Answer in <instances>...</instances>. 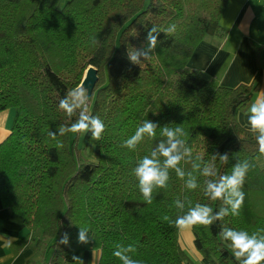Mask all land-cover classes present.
<instances>
[{"label":"trees","instance_id":"obj_1","mask_svg":"<svg viewBox=\"0 0 264 264\" xmlns=\"http://www.w3.org/2000/svg\"><path fill=\"white\" fill-rule=\"evenodd\" d=\"M228 1L0 0V113L14 110L0 143V202L22 219L21 239L33 244L41 264H79L73 256L82 260L86 250L99 252L98 264H121L112 255L117 243L137 245L133 258L143 264H236L219 235L221 223L250 233L264 228V167L257 165L256 134L237 121L261 85L262 67L258 63L251 83L233 88L187 67L205 37L226 34L219 21ZM173 23L176 32L160 33L150 61H129L127 51L146 44L153 25ZM88 66L98 77L88 110L106 130L100 141L84 134L82 147L78 134L58 137V147L49 130L76 119L58 109L59 99L81 83ZM145 119L182 127L193 158L210 162L213 154L227 153V165L216 161L221 174L237 161L256 165L246 177L241 214L192 229L199 263L181 249L179 229L163 218L180 214L177 198L214 210L220 202L204 196L198 173L200 187L189 191L172 171L167 189L144 203L132 169L162 138L159 129L156 140L145 138L135 151L120 144ZM83 147L92 149V161L81 159ZM181 167L191 170L184 162ZM79 227L90 230L87 244L78 242ZM65 233L68 245L59 244Z\"/></svg>","mask_w":264,"mask_h":264},{"label":"clouds","instance_id":"obj_2","mask_svg":"<svg viewBox=\"0 0 264 264\" xmlns=\"http://www.w3.org/2000/svg\"><path fill=\"white\" fill-rule=\"evenodd\" d=\"M176 29L177 25L174 23L164 29L153 25L147 31L146 44L140 48L132 47L127 51L129 61L139 66L145 61H150L157 48L160 33L163 31L165 35H173ZM97 42L94 38L93 43ZM89 100L88 89L83 84H78L68 90L59 99L58 109L65 113L69 119L74 116L76 119L70 124H59L57 132L49 130L48 136L52 140H57L58 137H64L70 133H91L92 142L100 141L106 130V125L98 115L89 113ZM247 122L250 131L256 134L255 140L258 145L259 156H264V91H260L250 104ZM158 129L162 138L155 143L148 155H144L136 162L132 169L144 203L152 204L154 192L158 189H167L170 172L174 171L177 178L184 182V187L189 191H195L200 187L196 175L198 173L199 177L204 178V196L210 201H219L218 209L214 210L207 203L193 204L187 197L184 200L177 198L174 205L180 214L174 220L168 216L163 219L168 221L170 226L179 230H192L197 226L211 227L218 222H223L228 216L238 217L244 206L245 192L243 187L246 177L248 172L255 168V163L253 161L250 163L249 160L237 161L231 167L230 173L221 174L218 172L216 161L218 158L222 164L227 165V153L223 155L213 154L210 162L205 161L200 155L193 158V150L184 139L187 133L182 127L173 128L169 127L168 124L161 127L148 119L143 120L134 133L122 141L120 147L135 151L145 138L156 140ZM57 145L63 147V144L58 140ZM92 146L95 147V144L92 143ZM181 162L190 164L191 170L186 171L181 167ZM89 233V229L79 227L78 242L87 244ZM219 235L223 241L230 245L236 264H264V228H259L250 233L247 230L235 229L221 223ZM12 243L13 238H9L5 242V247H10ZM68 243L69 237L65 233L63 238L59 240V244L68 245ZM136 252L137 245L135 244L117 243L112 255L118 258L121 264H143V261L133 258V254ZM73 260L83 264V261L75 256H73ZM92 264H96L95 252Z\"/></svg>","mask_w":264,"mask_h":264},{"label":"crops","instance_id":"obj_3","mask_svg":"<svg viewBox=\"0 0 264 264\" xmlns=\"http://www.w3.org/2000/svg\"><path fill=\"white\" fill-rule=\"evenodd\" d=\"M253 2L260 3V0H229L219 21L226 34L223 37H205L187 61L188 68L199 71L207 78L215 79L221 86L231 88L251 83L258 73L259 63L262 67V81L253 94L251 103L260 91H264V43L257 44L251 36L256 20ZM257 54L260 56L259 60ZM8 111L1 117L7 123L4 122L3 126H0V143L9 133L11 123L9 125ZM237 121L242 127L250 129L247 122L248 109L237 114ZM257 165L264 167V156L257 159ZM2 183L3 177L0 175V186ZM25 232L22 219L10 209L4 208L0 202V264H25L31 259H34L33 264H41L33 244L29 240L21 239ZM9 238H13V243L10 247H5ZM193 240L192 230H179L178 241L181 249L194 261L200 262ZM94 252L98 264L99 252ZM94 252H83L84 264H92Z\"/></svg>","mask_w":264,"mask_h":264},{"label":"rangeland","instance_id":"obj_4","mask_svg":"<svg viewBox=\"0 0 264 264\" xmlns=\"http://www.w3.org/2000/svg\"><path fill=\"white\" fill-rule=\"evenodd\" d=\"M61 5L62 4L60 3L59 6H61ZM253 6H254L255 12H256V20L252 26L251 36H252V39L254 42H256L257 44H261V43H264V0H260V3L253 2ZM5 111H7V110H5ZM5 111L0 113V126L1 127L3 126L4 122L7 123V121L5 119L1 118V117L6 115L7 112H5ZM13 113H14V110L9 109L8 114H7L9 125L12 122ZM9 115L11 117H9ZM83 135L84 134H78V138H77L78 147H82L84 145ZM78 153L80 154L81 159H86L89 161L93 160L92 149H90V148L83 147L80 150H78ZM195 263H199V262L195 261Z\"/></svg>","mask_w":264,"mask_h":264},{"label":"water","instance_id":"obj_5","mask_svg":"<svg viewBox=\"0 0 264 264\" xmlns=\"http://www.w3.org/2000/svg\"><path fill=\"white\" fill-rule=\"evenodd\" d=\"M97 69L93 66H88L84 72L83 78L80 84H83L88 89V95L91 99L92 91L97 82ZM90 101V100H89Z\"/></svg>","mask_w":264,"mask_h":264}]
</instances>
